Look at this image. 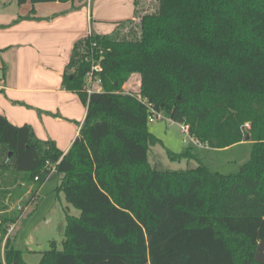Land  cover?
Segmentation results:
<instances>
[{"label": "trees", "instance_id": "obj_1", "mask_svg": "<svg viewBox=\"0 0 264 264\" xmlns=\"http://www.w3.org/2000/svg\"><path fill=\"white\" fill-rule=\"evenodd\" d=\"M140 2L133 1L134 19L122 23L138 20L128 34L118 26L73 46L62 86L78 95L86 115L65 154L0 115V201L30 188L23 202L30 204L54 167L56 190L79 216H66L61 249L51 243L38 264H257L264 241V0H154L151 12H140ZM91 51H102L101 89L88 94ZM132 75L137 90L126 91ZM148 106L186 123L210 149L249 142L248 160L224 175L190 150H166L170 160L197 166L151 167L149 148L162 143L148 129ZM17 181L24 188L10 192ZM20 219L21 211L0 215V264H26L7 235Z\"/></svg>", "mask_w": 264, "mask_h": 264}, {"label": "crops", "instance_id": "obj_2", "mask_svg": "<svg viewBox=\"0 0 264 264\" xmlns=\"http://www.w3.org/2000/svg\"><path fill=\"white\" fill-rule=\"evenodd\" d=\"M134 0H71L18 5L0 0V115L31 127L64 154L78 136L86 106L62 86L73 46L133 20Z\"/></svg>", "mask_w": 264, "mask_h": 264}, {"label": "rangeland", "instance_id": "obj_3", "mask_svg": "<svg viewBox=\"0 0 264 264\" xmlns=\"http://www.w3.org/2000/svg\"><path fill=\"white\" fill-rule=\"evenodd\" d=\"M154 6V0H141L139 10L140 12L142 10L151 12ZM134 24L131 26L122 24L118 29L128 34L130 28L138 24V20ZM137 86L138 76L132 75L124 88L126 91H136ZM168 117L163 113V119L148 123L149 131L162 143V145L156 144L149 148L147 159L151 167L160 171H175L197 166L194 160L180 162L170 160L166 150L173 153L190 150L211 170L224 175L237 173L240 166L248 160L251 150L249 142H241L225 149H210L182 134L179 123L169 124ZM248 129L249 123H246L242 130L246 132ZM58 184L59 176L52 173L42 184L36 196L30 199L32 200L30 204H23L30 188L22 196L13 195L11 198L8 195L5 200L0 201V206L6 207L1 208L0 215L11 216L15 211H21V219L14 225L7 226V235L10 236L13 248L22 253V260L26 264H38L42 253L50 249L51 243H55L57 249L60 250L64 239L66 216H79V211L68 205L63 193L56 190ZM18 187L22 189L24 184L17 181L12 187H8V190L15 192ZM3 245L4 241L2 247Z\"/></svg>", "mask_w": 264, "mask_h": 264}, {"label": "built area", "instance_id": "obj_4", "mask_svg": "<svg viewBox=\"0 0 264 264\" xmlns=\"http://www.w3.org/2000/svg\"><path fill=\"white\" fill-rule=\"evenodd\" d=\"M102 56V51H96L89 54L87 61L90 64V69L85 75V86L88 94L92 91L101 89V79L99 73L101 72V66L99 64V58ZM163 119V113L155 110L153 107L148 106V123H153L155 121ZM169 124H172L174 121L169 117L167 118ZM180 132L185 136L193 138L189 133V126L186 123H179ZM194 139V138H193ZM195 140V139H194ZM196 141V140H195ZM200 144V143H199ZM54 173V167L51 168V174Z\"/></svg>", "mask_w": 264, "mask_h": 264}, {"label": "water", "instance_id": "obj_5", "mask_svg": "<svg viewBox=\"0 0 264 264\" xmlns=\"http://www.w3.org/2000/svg\"><path fill=\"white\" fill-rule=\"evenodd\" d=\"M246 139L248 140L249 137L247 136ZM254 261L257 264H264V241L257 244L254 252Z\"/></svg>", "mask_w": 264, "mask_h": 264}]
</instances>
